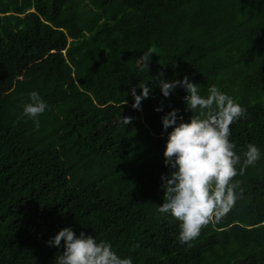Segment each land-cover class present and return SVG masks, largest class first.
Segmentation results:
<instances>
[{"label": "trees", "instance_id": "trees-1", "mask_svg": "<svg viewBox=\"0 0 264 264\" xmlns=\"http://www.w3.org/2000/svg\"><path fill=\"white\" fill-rule=\"evenodd\" d=\"M159 74L231 96L247 109L230 126L237 155L261 152L233 178L243 196L190 245L157 212L161 117L187 121L186 92L156 88L141 111L128 94ZM34 90L49 105L39 130L20 118ZM65 227L132 264H264V0H0V264H54L62 249L46 241Z\"/></svg>", "mask_w": 264, "mask_h": 264}, {"label": "clouds", "instance_id": "clouds-1", "mask_svg": "<svg viewBox=\"0 0 264 264\" xmlns=\"http://www.w3.org/2000/svg\"><path fill=\"white\" fill-rule=\"evenodd\" d=\"M152 54H156V50L149 47L140 56L141 70L149 71ZM160 74L155 76V81L131 87L128 94L133 100L132 109L141 111L142 102L150 98L156 88L164 98L174 94L178 87L186 92L185 111L192 114L188 120H184L179 109H171L161 117L162 130L167 133L163 164L170 171L160 176L165 195L157 212L178 221V241L181 245H190L200 236L202 228L219 223L243 196L242 189L239 193L236 191L239 183L233 178L254 165L261 158V152L256 145L249 144L243 152V162L237 155L236 145L230 141V126L243 119L247 109L231 96L216 86L202 96L197 84L188 76L169 80L164 75L160 79ZM153 83L155 87L151 86ZM137 89H140L139 94ZM48 108L40 93L31 91L20 118L31 120L34 129L39 130V117ZM154 110L163 112V105ZM120 120L125 126L131 123L130 117L120 115ZM46 244L62 249V253L55 256L54 264H132V259L121 258L110 242L97 241L83 231L77 235L72 227L61 229Z\"/></svg>", "mask_w": 264, "mask_h": 264}]
</instances>
